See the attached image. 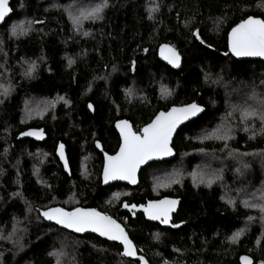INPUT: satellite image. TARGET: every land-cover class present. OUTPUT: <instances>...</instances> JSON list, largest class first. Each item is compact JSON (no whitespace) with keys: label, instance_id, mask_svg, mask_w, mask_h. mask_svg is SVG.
I'll use <instances>...</instances> for the list:
<instances>
[{"label":"trees","instance_id":"1","mask_svg":"<svg viewBox=\"0 0 264 264\" xmlns=\"http://www.w3.org/2000/svg\"><path fill=\"white\" fill-rule=\"evenodd\" d=\"M10 1L0 27V264H141L51 224L43 213L56 207L117 218L148 264H240L242 255L264 264V63L228 50L232 28L264 20V0ZM163 44L177 48L181 70L159 60ZM191 103L205 113L177 134L174 160L146 167L136 188L102 186L117 121L140 132ZM30 128L46 140H19ZM168 197L180 201L171 227L120 212Z\"/></svg>","mask_w":264,"mask_h":264},{"label":"snow or ice","instance_id":"2","mask_svg":"<svg viewBox=\"0 0 264 264\" xmlns=\"http://www.w3.org/2000/svg\"><path fill=\"white\" fill-rule=\"evenodd\" d=\"M102 10L103 6L96 7L88 13V18H98ZM10 11L9 0H0V21H3ZM75 22L79 23V18H76ZM21 30L23 31V28ZM231 51L236 56L264 57V20L249 18L233 28L231 32ZM161 54L164 55V58L169 63L179 66L180 58L175 49L165 46L161 50ZM200 111L202 109L196 104L179 108L173 107L167 113L161 112L151 124L143 128L139 135L132 131L131 125L127 121L118 123L117 127L123 136V146L120 148L118 155L107 157L108 164L104 169L105 183L109 180L117 179L129 180L135 183L136 171L141 164L153 158L172 155V149L169 144L176 127ZM246 115H255V113H247ZM24 135H37L42 138V133L27 132ZM217 138L228 139L229 136L224 133ZM60 155L63 158V145L60 146ZM211 182V180L208 181L209 184ZM177 203L178 201L176 200L167 199L156 203L150 202L144 208V211L150 219L160 220L161 223L167 224L170 221V213L175 209ZM124 206L128 207L127 204ZM132 207H135V205ZM261 211H264V206H261ZM43 215L49 220H55L58 224L74 229L76 232L91 230L110 240L120 241L124 245L123 254L125 256L136 255V250L124 229L111 217L102 215L94 209L85 210L78 208L75 211L66 212L61 208H56L44 212ZM249 219L252 218L250 217ZM240 235V232L235 233L232 240L235 242ZM141 259L143 258L141 257ZM243 261L244 264H251L248 257H244Z\"/></svg>","mask_w":264,"mask_h":264},{"label":"water","instance_id":"3","mask_svg":"<svg viewBox=\"0 0 264 264\" xmlns=\"http://www.w3.org/2000/svg\"><path fill=\"white\" fill-rule=\"evenodd\" d=\"M9 7L11 9V11L9 12V14L5 17V19L3 21H0V27L2 25L5 24V22L7 21V19L12 15L13 13V10H12V7H11V1L9 0ZM249 18H255V17H249ZM247 18V19H249ZM246 19V20H247ZM255 19H260V18H255ZM262 20V19H261ZM245 21V20H244ZM244 21L240 22L239 24L243 23ZM238 24V25H239ZM238 25H236L235 27H237ZM234 27V28H235ZM233 29V28H232ZM232 29L229 31V34H228V50H229V54L235 58L236 60L238 61H261L264 63V57H261V56H236L232 51H231V32H232ZM167 46L168 48H172V49H175L176 53L179 54V66H175L173 65L172 63H169V61L167 59L164 58V55L161 54V50ZM166 54V53H165ZM158 57H159V60L164 63L166 66H168L170 69L174 70V71H179L181 70L182 68V64H183V58L181 56V54L179 53V51L177 50V48H175L173 45L171 44H163L160 46L159 48V52H158ZM191 104H196L197 106H199L202 111L198 112L195 116H191L189 117L188 119L184 120L182 123H180L175 131L173 132L172 134V138H171V141H170V148L172 149V155H169V156H162V157H157V158H153L151 160H148L146 163H143L139 166V168L137 169L136 171V182L135 183H132L130 182L129 180H120V179H117V180H109L107 183H105L104 181V169L106 167V165L108 164V160H107V157L108 156H116L119 154L120 152V148L123 146V136L121 134V131L120 129L117 127V124L122 122V121H127L128 124L131 125V128H132V131L133 132H136L135 129H134V126L133 124L128 121V120H119L115 123V130L120 138V146L118 148V151L113 154V155H109V154H104V163H103V168H102V173H101V181H102V186L103 187H110V186H113V185H116V184H123V185H127V186H130L131 188H136L139 186L140 184V176H141V173L142 171L148 167L149 165L153 164V163H164V162H169L171 160H174L175 157H176V151L174 150L173 148V143H174V140L177 136V134L179 133V131L184 128L187 124L197 120L198 118H200L204 113H205V108L203 106H200L198 105L197 103H191ZM191 104H188V105H184V106H173V107H186V106H189ZM91 106V107H90ZM171 107L168 111H161V112H164V113H167L169 111H171V109L173 108ZM89 109L90 111L93 113L94 112V109H93V106L92 104H89ZM159 112L155 117L154 119L149 123L151 124L155 119L156 117L161 113ZM149 124H147L146 126H148ZM146 126H144L143 128H145ZM143 130V129H142ZM142 130L140 132H136L138 135L142 132ZM27 132H36V133H42V138L41 137H38L37 135H24V133H27ZM18 139L19 140H32L36 143H42L46 140V134L44 132V130L42 129H39V128H30V129H27L25 131H23L19 136H18ZM61 146V145H60ZM60 146L57 148V154L59 156V158L62 160L66 170L69 172V174H71V170H70V165H69V160H68V157H67V152H66V147L63 145V153H64V156L63 158L61 157L60 155ZM176 200L178 201V203L176 204L175 206V209L170 213V221L169 223L167 224H163L160 222V220H153V219H150L148 214L144 211V208L148 206V204L151 202V203H156V202H159V201H162V200ZM133 205H128V207H125L123 206L120 210L121 213H132V212H135V213H142L146 219L147 222L149 223H152V224H161L163 225L164 227H171L172 226V221H173V216L179 211V207H180V201L178 199H175V198H163V199H160V200H155V201H149L147 202L146 204H143V205H135V207H132ZM56 208H61V207H56ZM56 208H53V209H56ZM85 209V210H95L99 213H101L102 215H105V216H109L111 217L113 220L116 221L117 224H119L125 231V233L127 234V237L128 239L132 242V245L134 246L135 250H136V255L135 256H126L128 257L130 260H133V261H141V264H145L146 260L145 259H141V256L139 254V251H138V248L137 246L135 245V243L132 241V239L130 238L129 236V233L127 231V229L125 228V226L115 217H112L110 215H107V214H104L103 212L97 210L96 208H84V207H77L75 209H72V210H67V209H64V208H61L63 209L64 211L66 212H72V211H75L76 209ZM52 210V209H51ZM49 210V211H51ZM51 224L57 226L58 228L60 229H63L69 233H72V234H75V235H78V236H88V235H91V236H95V237H98L102 240H105L107 242H110V243H114V244H117L119 246H121L123 248V251H124V245L120 242V241H115V240H110L108 239L107 237L105 236H101L99 233L97 232H93L91 230H88V231H85V232H76L74 229H71V228H67L65 227L64 225L62 224H58L55 220H49ZM244 257H248L249 260L251 261V264H255V261L254 259L250 256V255H242L239 259V262L240 264H244V261H243V258ZM148 264V263H147Z\"/></svg>","mask_w":264,"mask_h":264},{"label":"flooded vegetation","instance_id":"4","mask_svg":"<svg viewBox=\"0 0 264 264\" xmlns=\"http://www.w3.org/2000/svg\"><path fill=\"white\" fill-rule=\"evenodd\" d=\"M61 160V159H60ZM61 162H62V160H61ZM63 163V162H62ZM64 165V164H63ZM65 167V166H64ZM66 169V168H65ZM67 171V170H66ZM68 172V171H67ZM68 174H69V172H68ZM70 175V174H69Z\"/></svg>","mask_w":264,"mask_h":264}]
</instances>
